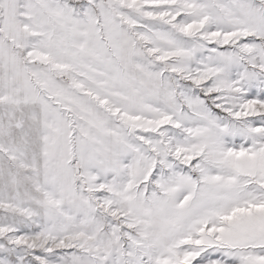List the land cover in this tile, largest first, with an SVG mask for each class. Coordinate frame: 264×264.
<instances>
[{
    "label": "snow or ice",
    "instance_id": "obj_1",
    "mask_svg": "<svg viewBox=\"0 0 264 264\" xmlns=\"http://www.w3.org/2000/svg\"><path fill=\"white\" fill-rule=\"evenodd\" d=\"M0 264H264V0H0Z\"/></svg>",
    "mask_w": 264,
    "mask_h": 264
}]
</instances>
